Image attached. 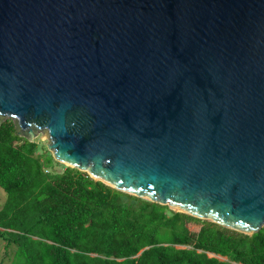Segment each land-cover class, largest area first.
Listing matches in <instances>:
<instances>
[{"label":"water","instance_id":"obj_1","mask_svg":"<svg viewBox=\"0 0 264 264\" xmlns=\"http://www.w3.org/2000/svg\"><path fill=\"white\" fill-rule=\"evenodd\" d=\"M120 192L264 228V0H0V126Z\"/></svg>","mask_w":264,"mask_h":264},{"label":"trees","instance_id":"obj_2","mask_svg":"<svg viewBox=\"0 0 264 264\" xmlns=\"http://www.w3.org/2000/svg\"><path fill=\"white\" fill-rule=\"evenodd\" d=\"M55 166L13 121L0 126V237L16 247L11 264H264V228L245 235Z\"/></svg>","mask_w":264,"mask_h":264},{"label":"rangeland","instance_id":"obj_3","mask_svg":"<svg viewBox=\"0 0 264 264\" xmlns=\"http://www.w3.org/2000/svg\"><path fill=\"white\" fill-rule=\"evenodd\" d=\"M42 145H44L46 147V142L41 141ZM41 161H43V157L41 156ZM63 167H67L64 164ZM62 166H55L53 171L56 172H61L64 168ZM7 200V194L5 193V191L0 187V210L3 208L5 202ZM194 227V228H193ZM192 228L197 230L198 227L193 226ZM15 246H10L9 248L7 247V243L4 239H2L0 237V264H11L12 260H13V256L15 253ZM211 257H214L213 255H210ZM222 261H225L227 259L222 258V257H217Z\"/></svg>","mask_w":264,"mask_h":264}]
</instances>
